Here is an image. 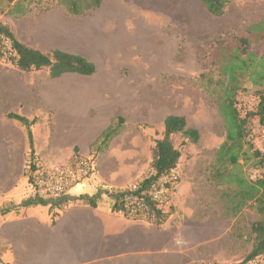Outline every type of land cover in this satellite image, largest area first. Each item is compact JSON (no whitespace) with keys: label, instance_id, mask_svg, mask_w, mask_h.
Masks as SVG:
<instances>
[{"label":"rangeland","instance_id":"374dc122","mask_svg":"<svg viewBox=\"0 0 264 264\" xmlns=\"http://www.w3.org/2000/svg\"><path fill=\"white\" fill-rule=\"evenodd\" d=\"M39 1L22 17L0 11V25L12 26L19 41L40 40L36 27L43 22L41 9L45 2L56 0ZM50 18L76 31L75 49L96 61V70L90 76L64 74L55 79L48 78L46 68L22 74L30 83L37 82V91L60 95L54 106L49 100V106L38 111L41 122L35 139L42 146L52 140L57 144L44 156L50 162L46 164L64 163L80 145L86 149L80 154L96 163L80 194L94 188L113 203L111 194L151 172V148L162 136L165 116L181 115L200 137L190 143L180 134L172 136L180 151L174 207L183 205L200 218L226 220L228 238L223 237L220 257L212 260H244L252 248L250 225L264 217L251 202L233 213L227 198L235 185L228 187L210 178L225 127L202 74L218 78L221 54L235 48L240 37H249L250 24L264 19V0H229L221 16L211 15L201 0H102L82 16ZM263 50L264 36L251 41L249 51L259 56ZM257 88L264 91V79L258 87L248 76L242 79L235 96L242 117L254 110ZM29 91L33 94L35 88L31 85ZM109 119L119 124L118 131L102 144L98 137ZM247 129L249 134H263L264 124L251 116ZM251 161L239 158L243 173L250 178L261 173L250 168ZM256 264H264V255L258 256Z\"/></svg>","mask_w":264,"mask_h":264},{"label":"crops","instance_id":"0c3cea01","mask_svg":"<svg viewBox=\"0 0 264 264\" xmlns=\"http://www.w3.org/2000/svg\"><path fill=\"white\" fill-rule=\"evenodd\" d=\"M40 14L43 22L36 27L40 40L20 42L47 54L55 49L79 54L96 67V61L75 49L74 29L50 22L52 16H76L62 10ZM10 28L17 39L15 29ZM23 73L0 63V264H201L220 257L223 237L228 238L226 220L200 218L183 205L175 208L173 203L166 219L152 225L112 211L110 197L97 195L94 188L80 194L87 183L75 186L63 199L68 204L64 210L58 208L63 201L46 200L45 205H38L26 175L30 149L24 127L6 115L36 118L31 127L33 152L40 162L50 163L44 156L57 144L52 140L50 145L42 146L35 139L41 122L38 111L54 106L60 95L37 91V82L30 83ZM31 85L35 88L33 94L29 91ZM76 147L78 153L86 152L80 145ZM81 195L92 198L95 206L82 201Z\"/></svg>","mask_w":264,"mask_h":264},{"label":"trees","instance_id":"16d2710c","mask_svg":"<svg viewBox=\"0 0 264 264\" xmlns=\"http://www.w3.org/2000/svg\"><path fill=\"white\" fill-rule=\"evenodd\" d=\"M102 0H56L45 2L41 12L61 7L68 16H82L90 10L97 8ZM206 10L213 16H221L229 0H201ZM40 3L39 0H0V11L6 9V14L12 17H22L28 13L32 6ZM249 37H240L237 45L228 53L220 56V67L218 78L207 73L202 74L206 89L218 105L219 113L225 127V137L215 153V161L212 164L211 180L216 183H224L226 186L234 184V192L227 200L233 213L239 211L248 202L258 214L264 217V173L256 178L245 176L239 158L244 156L246 160L251 159L250 168L261 169L264 166V152L254 148L250 141H247L249 134L247 122L251 116H257L259 123L264 124V91L256 89L257 103L253 111L246 112L242 117L235 105V96L241 88L242 79L248 76L253 85L257 86L264 79V50L258 56L255 51H249L251 41H258L264 36V19L248 26ZM0 32L4 33L11 40L15 54L4 61L16 67L20 71L30 72L46 68L49 79L58 78L64 74H76L90 76L95 70V64L79 54L67 53L58 49L50 54L31 48L18 41L11 28L7 25H0ZM8 118L19 122L25 130V135L30 149L26 161V175L34 168L36 161H39L33 152V134L31 127L35 124L36 118L28 119L24 116L7 113ZM121 123L122 118L117 117ZM119 124L110 122L99 134L102 144L118 131ZM180 134L186 141L196 143L200 134L194 127L187 126L186 120L181 115L169 114L163 120L162 136L158 138L151 148V160L149 169L151 174L143 178L142 183L146 184L157 176L175 169L180 151L173 145L172 136ZM74 153H77L76 147ZM124 191L118 190L111 194L113 199L112 211L122 213L120 199ZM80 199L92 206L95 203L87 195H81ZM36 203L45 205L46 200L39 199ZM173 209V207H172ZM162 216L156 225L161 224L172 212ZM250 233L253 235L252 248L244 260L257 259L264 255V218L251 223ZM203 264V263H201Z\"/></svg>","mask_w":264,"mask_h":264},{"label":"built area","instance_id":"2783aa9c","mask_svg":"<svg viewBox=\"0 0 264 264\" xmlns=\"http://www.w3.org/2000/svg\"><path fill=\"white\" fill-rule=\"evenodd\" d=\"M14 54L11 40L0 32V63L6 64L4 61ZM255 134H248L246 139L253 144L255 149L264 152V145L261 143L264 133ZM95 167L96 163L92 157L80 153H73L62 164L47 165L36 161L34 168L27 175L31 193L37 199L52 202L63 201L58 208L64 210L68 204L63 199L71 194V190L75 186H83L84 182L94 173ZM260 171L264 173V166ZM258 175L260 174H253L252 179ZM179 178L180 175L175 168L146 184L142 183L143 178L130 181L122 189L124 191L120 199L122 214L132 220L156 224L163 215L168 214L172 209L173 193ZM256 261L257 259L223 263L208 259L203 264H256Z\"/></svg>","mask_w":264,"mask_h":264}]
</instances>
